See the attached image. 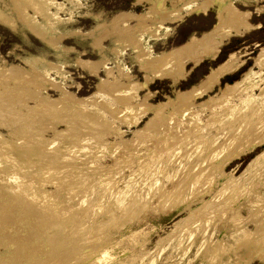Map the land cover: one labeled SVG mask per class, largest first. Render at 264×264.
Wrapping results in <instances>:
<instances>
[{
	"label": "rangeland",
	"instance_id": "374dc122",
	"mask_svg": "<svg viewBox=\"0 0 264 264\" xmlns=\"http://www.w3.org/2000/svg\"><path fill=\"white\" fill-rule=\"evenodd\" d=\"M155 1L0 0V96L2 91L5 96L0 100H13L10 94L17 90L14 100L32 109L28 119L21 116L24 107L12 116L9 106H2L0 118L27 127L33 137L40 134L34 141L43 138L49 146L38 157L27 154L20 148L23 136L0 125V164L5 165L0 170H11V157L20 166L26 167L28 158L33 163L26 168L30 188L25 184L15 191L0 184L2 197L15 193L13 202L22 198L21 205L31 206L20 210L17 224L0 223V264H264V100L245 107L237 96L217 99L220 87L253 67L264 47V12L256 9L264 0H247V6L233 0L251 12L255 26L226 40L215 60L185 65L188 71L176 81L164 70L143 72L138 66L208 30L214 7L202 14L186 6L169 17V7L159 15ZM120 11L124 21L112 27L110 20ZM125 11L145 14V22L138 27ZM41 16L57 32L40 28ZM130 40L146 47L149 57H134ZM230 51L243 60L234 73L175 102L178 92L192 89ZM84 59L94 67L82 68ZM114 60L128 85L126 78L112 82L106 75L104 69H110L119 78ZM11 66L17 78L8 76ZM1 88H10L9 96ZM37 92L52 100L40 97L45 101L40 104ZM60 93L70 97L61 100ZM71 97L83 105H74ZM36 99L40 103L34 106ZM70 231L75 235L66 238Z\"/></svg>",
	"mask_w": 264,
	"mask_h": 264
},
{
	"label": "bare ground",
	"instance_id": "6f19581e",
	"mask_svg": "<svg viewBox=\"0 0 264 264\" xmlns=\"http://www.w3.org/2000/svg\"><path fill=\"white\" fill-rule=\"evenodd\" d=\"M169 1V4H167V0H156L155 3H156V6H157V11L159 12V15L161 14L160 12H162L163 8L165 9L166 7H169V10L168 11V15L169 17L171 15H174V14H177V13H180V10L183 8V7H188V10L191 11V12H201L202 14H206L208 11H209V8L210 7H214V22L213 24L211 25V27L206 30V31H203L200 35H196L195 33L194 34H191L188 36V38L186 40H184L183 42H181L180 44L178 45H175V46H172L171 48H167V49H164L156 54L153 55V57L150 59V58H147L145 59V57H149L147 54H146V47L142 46L141 43H138L136 41L132 42L130 40V50L133 52L134 54V57H137V54L139 57H141L142 59L144 58L145 59V63H142V60L139 61V64L140 66L139 69L141 68V70L143 72H146L148 70L151 71V68H157V69H161V70H164L166 71L167 73H164L167 74L168 76H171L174 80L176 81L179 77H183V74H185L184 72L185 71H188V68H192L200 63H202L204 60H210V61H213L217 58L219 52H220V49L221 47L223 46V44L226 42V40H228L230 37H237V36H242L244 33L248 32L251 28H253L255 26V24L252 22V14L251 12L248 10V9H240L238 8L233 0H214V3H212L211 1H202V2H197L195 0H185L183 2H181L180 4H178V2H180L181 0H168ZM243 3L242 5L244 6H247V0H242ZM33 5L35 3V1L32 2ZM154 3V1H153ZM30 5V4H29ZM32 5V9L35 8V6L33 7ZM150 6V5H149ZM37 9V8H36ZM36 9H34L33 11H37ZM156 9V8H155ZM257 11L258 12H264V6H258L256 7ZM153 10V8H152ZM36 13V12H35ZM125 15H126V19H133V21H135L134 24H136L138 27L139 26H142V24L145 22L143 20H145V18L141 21L142 17H144L145 14L143 13H138V12H130V11H125ZM166 13V12H165ZM121 14V11L119 13H117L116 15L113 16L112 20H110V23L111 25H113L112 27L114 26H119V24H121L120 22L121 21H124V19L121 18L120 16ZM124 14V13H122ZM158 14V13H157ZM158 15V16H159ZM162 15H164L162 13ZM167 16V15H165ZM147 17V16H146ZM166 18V17H165ZM122 19V20H121ZM159 19H162V18H159ZM31 20V19H30ZM25 22V21H24ZM33 22V21H31ZM143 22V23H142ZM29 23V21H28ZM27 23V24H28ZM124 23V22H122ZM33 24V23H32ZM38 25H40L41 27L40 28H46V29H50L54 32H57V29L53 24H51L48 19L44 16H41L40 18V22L37 23ZM135 25V26H136ZM258 25V24H257ZM28 26V25H27ZM31 26V25H30ZM43 26V27H42ZM102 26V24L100 25ZM131 26V25H130ZM133 26V25H132ZM131 26V27H132ZM120 27V26H119ZM29 28V27H28ZM31 29V28H30ZM47 31V30H46ZM49 34V33H48ZM80 35V34H79ZM77 36V35H76ZM141 40H145V38L141 39ZM100 51V50H99ZM59 52V51H58ZM65 52V51H64ZM57 53V52H55ZM61 53V52H60ZM60 55V54H59ZM37 56V55H35ZM34 57V56H33ZM39 57V56H37ZM101 58V57H100ZM138 58V57H137ZM34 59V58H33ZM36 59V57H35ZM38 59V58H37ZM143 59V60H144ZM80 60V59H79ZM78 60V61H79ZM85 60V59H84ZM82 60V62H80V66L82 65L83 67L82 68H85L87 70H89L91 67H89L88 65L91 66V64L93 63L92 61H87V60ZM99 60V59H98ZM138 60V59H137ZM94 61V60H93ZM96 61V60H95ZM149 61V62H147ZM242 59L239 58V55L234 52V51H230L226 54V57L224 59H222L221 61H217V63L210 67L209 70L202 76V78L200 80H198L196 83H193V85H191L190 88L192 89H187V90H182L181 92H178L177 93V96L175 97V102H179L181 103L182 100H185L184 98H186L188 95H190L191 97L194 96V92L198 91V89H200V92H197L198 95L204 93L206 90L208 89H211L214 85H217L220 81V78L223 77L224 75H227V74H231V73H234L238 67L241 65L242 63ZM90 62V63H89ZM92 62V63H91ZM97 62V61H96ZM118 61L114 60V67H117V76L119 78H117L113 73L112 71L108 70V69H104L105 73L107 76H111V78L113 79L112 82H115V81H119L120 79H125L126 78V73H124L122 70H120V68L118 67L119 66V63H117ZM79 63V62H78ZM89 63V64H88ZM96 64V63H95ZM99 65V64H98ZM185 65H189L188 68H184ZM12 67V66H11ZM10 69L7 70V74L8 76L11 78V77H15L17 78V76H14V73H13V67ZM89 67V68H88ZM93 67H94V64H93ZM92 67V68H93ZM98 67V66H96ZM96 67L94 68L96 70ZM106 67V66H105ZM104 67V68H105ZM147 67V68H146ZM257 67V70H255L254 68ZM91 68V69H92ZM91 70V71H94ZM185 69V70H184ZM6 70V69H5ZM3 70V71H5ZM154 70V69H153ZM161 70L159 72V74L161 73ZM190 70V69H189ZM262 70H264V47H261L259 52L257 53L256 56H254L253 58V67H250L249 69H247L245 72L242 73V75L234 80L233 82L231 83H226L223 87H220V90H219V93L217 95V99H224V100H227L229 98H233L235 96H237V99H239L240 101V105L241 106H249V104H252V103H259L260 101H263L264 100V84H262V80H263V74H262ZM16 71V70H15ZM97 71V70H96ZM95 72V71H94ZM152 72V71H151ZM156 72V71H155ZM162 72V73H163ZM93 73V72H91ZM161 73V74H162ZM5 74H6V71H5ZM145 74V73H144ZM143 74V75H144ZM152 74V73H151ZM155 74V73H153ZM156 75V74H155ZM164 75V74H163ZM2 76V75H1ZM7 76V75H6ZM146 76L147 78V75H144V77ZM152 76V75H151ZM150 76V78H151ZM5 77V76H4ZM3 77V78H4ZM22 77V76H21ZM99 77V76H98ZM124 77V78H123ZM154 77V76H153ZM153 77H152V80H153ZM150 78L149 81H150ZM170 78V77H169ZM6 79V78H5ZM108 79V78H107ZM119 79V80H117ZM145 79V78H144ZM148 79H147V84H148ZM13 80V79H12ZM103 79L102 78H99V82L97 84V90L100 89V86L102 85L101 81ZM2 81V80H1ZM0 81V83H1ZM4 81V80H3ZM13 81H17L16 79L13 80ZM129 78L127 77L125 79L124 82L127 83V85L130 83L129 82ZM6 82V81H5ZM122 81V84L124 83ZM16 83V82H15ZM111 83V82H109ZM101 84V85H100ZM141 86L143 87V84L140 83ZM3 85V84H2ZM5 85V83H4ZM8 85V84H7ZM17 85V84H16ZM34 85V84H33ZM38 87V85H36ZM124 87H127L124 85H122ZM145 86V85H144ZM6 87V86H5ZM10 87V86H9ZM16 87V86H15ZM14 87V88H15ZM129 87V86H128ZM12 88V87H11ZM28 88V87H27ZM10 89V88H9ZM9 89H2L1 90H4V91H7L6 93V96L8 94H10V92L8 93ZM125 89V88H124ZM16 90V89H15ZM20 90V89H19ZM255 90L258 91V93L256 94L255 93ZM17 91V90H16ZM16 91H14L15 93H17ZM22 91V89L20 90ZM25 91V90H23ZM125 93H128V90L125 89ZM13 92V91H12ZM11 92V97H14L13 100L12 98H8V101L6 102L7 98H5L6 100L2 101L0 100V108L3 106H9L8 110L9 112L12 113V116H14L13 113L17 114V113H20V107H24V112H21V116L25 118H28L31 116V111L32 109L29 107L31 105H27L26 101L25 102H22V103H19V101H15L14 99H16V96H15V93L12 94ZM28 92V91H27ZM131 92V91H130ZM133 92V91H132ZM131 92V93H132ZM3 93V91H2ZM2 93H1V96H2ZM23 93V92H22ZM134 93V92H133ZM4 94V93H3ZM19 94V93H18ZM26 94V93H25ZM196 94V95H197ZM20 95V94H19ZM18 95V96H19ZM33 95V94H32ZM37 95H39V99L40 101H42L40 103V101L38 102V100L36 99L34 102V106L35 105H38V103L40 104H44L43 103V100L44 99V96L41 95L40 93L38 94L37 92ZM41 95V96H40ZM0 96V99H4L3 97H5L3 95V97ZM9 96V95H8ZM24 97H26L24 94H23ZM34 96V95H33ZM32 96V97H33ZM60 96L62 97L61 100H67V97L70 95L66 94V93H60ZM66 98H65V97ZM130 97V95H128ZM20 97V96H19ZM42 97V99L40 98ZM47 97V96H46ZM45 97V99H46ZM64 97V99H63ZM29 98V96H28ZM37 98V97H36ZM59 98V97H58ZM72 98V97H71ZM190 98V97H189ZM188 98V99H189ZM193 98V97H192ZM195 98V97H194ZM213 98V97H212ZM30 99V98H29ZM44 99V100H45ZM55 99V98H54ZM171 99V98H170ZM211 99V98H210ZM216 99V98H215ZM47 101H50L52 99H46ZM56 100H58L56 98ZM68 100L73 103L74 105H81L83 103V101L79 100V99H69ZM86 100V99H84ZM214 100V99H213ZM187 101V100H186ZM4 102H6L5 104L7 105H4ZM13 102V103H12ZM58 102V101H57ZM57 102H54V103H57ZM173 102V103H172ZM184 102V101H183ZM190 102V101H189ZM208 102V101H207ZM205 102V104L207 103ZM212 102V99L211 101ZM10 103H12V105L10 106ZM61 103V102H60ZM170 103V102H169ZM172 104H174V100L171 101ZM216 103V102H214ZM213 103V104H214ZM219 103V102H218ZM222 103V102H221ZM22 104V105H21ZM39 104V106H40ZM51 104V103H50ZM63 104V102H62ZM201 104V103H200ZM209 104V103H208ZM16 105L17 108H16ZM46 105V104H45ZM56 105V104H54ZM53 105V106H54ZM61 105V104H60ZM65 105V104H64ZM83 105V104H82ZM164 105V103H163ZM168 105V104H167ZM174 105H177L174 104ZM173 105V106H174ZM255 105V104H254ZM258 105V104H257ZM255 105V106H257ZM33 106V105H32ZM262 106V104H261ZM5 107V108H6ZM55 107V106H54ZM81 107V106H80ZM161 107V106H160ZM163 107V106H162ZM37 108V106H36ZM158 108V107H157ZM164 108V107H163ZM185 108V107H184ZM253 108H255L253 106ZM81 109V108H80ZM79 109V110H80ZM3 110V109H1ZM0 110V111H1ZM119 110V109H118ZM19 111V112H18ZM34 111V110H33ZM87 111V110H86ZM171 111V110H170ZM1 113V112H0ZM3 113V112H2ZM24 113V114H23ZM168 113V112H167ZM23 114V115H22ZM25 115V116H24ZM153 116V115H152ZM150 119V117H149ZM262 119V118H261ZM258 122V121H257ZM261 122V121H260ZM16 121H10L9 119L7 120H2L0 118V125L3 126V128L6 129L7 133L8 134H20V136H23L22 138L24 139V142L22 141V146H20V148L24 147L25 148V151L27 154L31 153V152H35V154L37 155V157L39 156V154L41 155V152H46L47 148L49 146H47V144L45 143L44 144V139L42 137H39L40 142L37 143V141H34V138L36 136L33 137L31 134H29V131L27 130V127L24 128L23 126H20V125H17L15 124ZM148 122L146 123V125L148 126ZM262 124H264V122H262ZM66 125V124H65ZM146 125L144 127H146ZM261 126V125H259ZM67 128V127H66ZM65 128V129H66ZM259 130V129H258ZM61 131V130H60ZM63 131V130H62ZM262 131V130H261ZM19 132V133H18ZM66 132V131H65ZM259 133V132H258ZM262 133V132H261ZM56 134V133H55ZM54 134V135H55ZM38 135L41 136L40 134H37V137L36 139L38 138ZM59 133L56 135V137L58 136L59 137ZM62 135V133H61ZM258 135H261V134H258ZM264 135V134H262ZM257 136V135H256ZM13 137V136H12ZM15 137V136H14ZM54 137V136H53ZM260 137V136H258ZM16 138V137H15ZM47 139V138H46ZM21 140V139H20ZM52 140V139H51ZM49 141V140H48ZM260 141V139H259ZM263 141V140H262ZM47 142V140H46ZM51 142V141H50ZM21 143V142H20ZM8 144V143H7ZM38 144V145H37ZM108 144V143H107ZM110 144V143H109ZM238 144V143H237ZM6 145V144H5ZM49 145V144H48ZM236 145V144H235ZM239 145V144H238ZM236 147V146H235ZM237 148V147H236ZM41 149V150H40ZM50 149V148H49ZM48 149V150H49ZM5 150V149H4ZM3 151V150H2ZM239 151V150H237ZM241 151V149H240ZM239 151V152H240ZM235 152V151H234ZM25 153V154H26ZM237 153V152H236ZM6 154V153H5ZM8 154V153H7ZM6 154V157H8V155ZM235 154V153H234ZM11 156V155H9ZM259 156V155H258ZM1 157V156H0ZM5 156L3 155V158ZM5 157V158H6ZM257 157V155H256ZM4 158V159H5ZM8 159H10V157H8ZM11 161H13V163L11 162L10 166L8 167H11L9 169H7L8 171L7 172H4L0 170V172L2 173H5L3 174V176L5 175V177H0V184L1 183H9L10 187L14 188L12 190H19L21 187H24L25 184L27 185L28 188H30L32 185V179L30 180V174H27L26 173V168H27V171L28 169H30V167H32L33 163H32V160L30 161L29 158L28 160H25L26 162L24 163L26 165V167H24L23 165L20 166L19 163L15 162V160H13V158L11 157ZM7 161V160H6ZM15 162V163H14ZM1 163V162H0ZM8 163V162H7ZM32 163V164H31ZM4 164V163H3ZM251 164V163H250ZM2 165V164H0ZM2 166H5V165H2ZM1 167V166H0ZM2 169V168H1ZM6 171V170H5ZM103 171V170H102ZM26 175L29 176L27 179L30 180H26L24 181V179L26 178ZM24 178V179H23ZM32 178V177H31ZM3 180V181H2ZM235 181V180H234ZM4 183V184H5ZM237 183H239V181H237ZM3 185V184H2ZM31 185V186H30ZM1 186V185H0ZM1 188V187H0ZM7 188V187H6ZM3 188H1L2 190ZM4 190V189H3ZM30 190V189H29ZM1 192V191H0ZM19 193V192H17ZM2 194V193H1ZM0 194V223L2 222H5V225H8V223L14 225V224H17L16 222V219L18 217H20V210L21 209H24V208H27V207H31L30 205L28 206L27 204H23L21 205V203H25L24 200L22 198H20V202H13V200H15L13 197H14V194L11 195L13 197H10L9 199L5 198L4 196L2 197V195ZM9 195V194H8ZM17 195V194H16ZM17 197V196H15ZM19 198V197H18ZM25 199H30L31 198L29 197V195L27 194L26 196H24ZM209 200V199H208ZM23 201V202H22ZM132 201V200H131ZM208 205V204H207ZM34 206V205H33ZM209 206V205H208ZM3 209H7V212L4 213V211H2ZM50 215V214H49ZM55 215V214H54ZM70 215V214H69ZM41 216V214H40ZM56 216V215H55ZM51 217V216H50ZM50 217H48L50 219ZM58 218V217H55V219ZM8 222V223H7ZM55 222V220H54ZM7 223V224H6ZM43 223V222H42ZM4 224V223H3ZM31 226H32V223H30ZM34 224V222H33ZM54 224V223H53ZM51 224V225H53ZM11 225V226H12ZM36 225V224H35ZM39 224H37V227H38ZM74 225V224H73ZM78 225V224H77ZM49 227L48 225L46 226V228ZM56 227V226H55ZM51 228V227H49ZM48 228V229H49ZM60 228V227H59ZM65 228V227H64ZM63 228V229H64ZM72 228V227H71ZM34 229V228H32ZM40 229V228H39ZM60 230V229H59ZM72 230V229H71ZM79 230V229H78ZM33 231V230H32ZM36 231V230H35ZM46 231V230H45ZM61 231V230H60ZM64 231H67V230H64ZM75 231L77 232V230L75 229ZM57 232V231H56ZM68 232V231H67ZM72 234L68 233L69 235L66 237L68 238L69 236L72 235H75L73 233L75 232H72L70 231ZM39 233V232H38ZM59 233V231H58ZM78 233V232H77ZM76 233V234H77ZM43 234V233H42ZM64 234V233H63ZM67 234V233H66ZM37 236V235H36ZM64 235H61V237H63ZM78 237V234L77 236H75V238ZM59 238V237H58ZM57 238V239H58ZM65 238V236H64ZM50 238H47L48 240V243H52V240L49 241ZM54 239V238H52ZM74 239V238H72ZM46 240V239H45ZM46 240V241H47ZM59 240H62V238H60ZM54 241V240H53ZM58 241V240H56ZM66 241H64L65 243ZM63 243V242H61ZM53 245V243H52ZM51 245V247H52ZM20 246V245H18ZM17 246V249H19V247ZM38 246V245H37ZM46 246V245H45ZM58 246V245H57ZM65 246V244H64ZM22 247V246H20ZM24 247V246H23ZM36 247V246H34ZM55 248V246H54ZM57 248V247H56ZM63 249V247H61ZM60 248V249H61ZM47 249V247H46ZM59 249V248H58ZM52 250V249H50ZM55 250V249H54ZM47 251V250H45ZM20 252V251H19ZM18 252V253H19ZM50 252V251H49ZM55 252V251H54ZM19 255V254H17ZM47 255V254H46ZM7 264L9 263L8 261H6ZM35 264H38L36 263L37 261H33ZM22 263V262H21ZM26 264V262H24ZM4 264V263H3ZM23 264V263H22ZM33 264V263H31ZM39 264H42V263H39Z\"/></svg>",
	"mask_w": 264,
	"mask_h": 264
}]
</instances>
